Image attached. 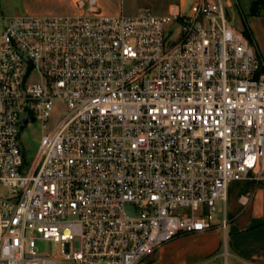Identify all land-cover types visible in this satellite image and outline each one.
<instances>
[{"label": "built area", "instance_id": "2783aa9c", "mask_svg": "<svg viewBox=\"0 0 264 264\" xmlns=\"http://www.w3.org/2000/svg\"><path fill=\"white\" fill-rule=\"evenodd\" d=\"M76 5L10 17L0 34V264H140L215 229L218 201L226 227L236 182L250 185L241 206L260 191L264 212V56L224 0ZM60 102L27 161L22 121L48 126Z\"/></svg>", "mask_w": 264, "mask_h": 264}, {"label": "rangeland", "instance_id": "374dc122", "mask_svg": "<svg viewBox=\"0 0 264 264\" xmlns=\"http://www.w3.org/2000/svg\"><path fill=\"white\" fill-rule=\"evenodd\" d=\"M174 0H103L105 9L122 10L125 14L135 15L144 10H152L156 13H163L167 10V5ZM190 2V0H187ZM228 0H224L227 3ZM235 5L227 7V11L230 17L233 13L234 24L237 27L242 26L240 15L236 14L237 0H233ZM58 110L50 118V124L44 126L42 119L38 116L34 121L28 122L26 127L20 132V141L26 157V160L31 162L37 153L40 140L44 133H46L64 113L65 107L63 103L58 104ZM245 182L234 183V187L231 188V194L228 202V209L226 215L228 222L226 227L222 226V220L224 218L223 202H217V209L214 212V221L217 224L216 228L205 233H187L179 235L181 245H198L203 242L204 237L211 234H218L222 238L221 247L206 256L198 262H191L190 264H224L225 258L223 253L229 251L228 262L229 264L248 263L245 257L240 254L248 256L252 253L260 252L263 247L264 235L256 227L264 225V212L262 206V195L257 192L252 202L245 207V209L238 203V197L241 193L247 192L250 185ZM238 192H237V190ZM128 210L132 208L128 206ZM176 237V238H178ZM174 238V239H176ZM172 239V240H174ZM171 240V241H172ZM170 242V241H169ZM168 243V242H166ZM165 243V244H166ZM74 248L80 247L79 239L73 242ZM164 245V244H163ZM159 247L153 253L149 254L140 264H189L183 260H177L176 255L165 252L164 246ZM37 246L40 251L46 252L52 256H57L62 253L60 245L51 239H38ZM257 262H260L257 260ZM262 264V263H261Z\"/></svg>", "mask_w": 264, "mask_h": 264}, {"label": "crops", "instance_id": "0c3cea01", "mask_svg": "<svg viewBox=\"0 0 264 264\" xmlns=\"http://www.w3.org/2000/svg\"><path fill=\"white\" fill-rule=\"evenodd\" d=\"M183 0H174L167 5L166 13L170 6ZM100 8L110 14L123 13L122 10L105 9L103 0H98ZM228 7H233V0L227 1ZM78 11L76 0H0V34L10 17L22 14H70ZM236 14L240 15L242 28L247 27L252 35V39L258 46L260 52L264 56V0H237ZM230 18L234 21V15L230 12ZM239 203V197H238ZM240 204V203H239ZM264 235V225L256 227ZM199 234L205 232H198ZM202 243L198 245H181L178 237L164 244L165 252L176 255L177 260H183L186 263L198 262L214 251L218 250L222 245V238L218 234H211L204 237ZM248 263L239 264H264V242L260 252L252 253V255H242ZM260 261V262H257Z\"/></svg>", "mask_w": 264, "mask_h": 264}, {"label": "water", "instance_id": "95a60500", "mask_svg": "<svg viewBox=\"0 0 264 264\" xmlns=\"http://www.w3.org/2000/svg\"><path fill=\"white\" fill-rule=\"evenodd\" d=\"M34 120H35L34 117L26 116V117L24 118V120L22 121V129H24V128L26 127V125H27L28 122H30V121H34Z\"/></svg>", "mask_w": 264, "mask_h": 264}, {"label": "trees", "instance_id": "16d2710c", "mask_svg": "<svg viewBox=\"0 0 264 264\" xmlns=\"http://www.w3.org/2000/svg\"><path fill=\"white\" fill-rule=\"evenodd\" d=\"M244 30H245L246 35H247L249 38L252 39V35H251L250 30H249L247 27H244ZM237 183H240V182H237ZM247 185H248V184H247ZM247 185H244V186L246 187Z\"/></svg>", "mask_w": 264, "mask_h": 264}]
</instances>
